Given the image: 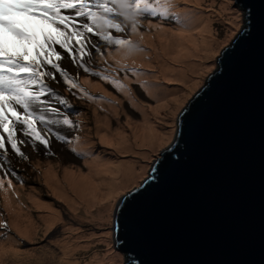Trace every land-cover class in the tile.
Returning a JSON list of instances; mask_svg holds the SVG:
<instances>
[{
  "label": "rangeland",
  "instance_id": "1",
  "mask_svg": "<svg viewBox=\"0 0 264 264\" xmlns=\"http://www.w3.org/2000/svg\"><path fill=\"white\" fill-rule=\"evenodd\" d=\"M166 6L168 18H118L125 30L109 31L131 41V50L89 34L99 47L86 49L91 54L83 63L90 72L63 64L76 88L63 78L49 81L71 107L50 96V106L62 115H46L67 116L73 126L48 125V148L25 143L20 148L27 160L10 151L8 162L0 160V224L7 225L0 228V245L35 252L33 262L7 252L0 264H83L94 252L109 264L124 263L112 234L116 203L173 142L179 113L244 22L234 0H168ZM57 132L65 140L56 139ZM23 215L33 229L18 228L27 226ZM62 243L73 249L65 254Z\"/></svg>",
  "mask_w": 264,
  "mask_h": 264
},
{
  "label": "water",
  "instance_id": "2",
  "mask_svg": "<svg viewBox=\"0 0 264 264\" xmlns=\"http://www.w3.org/2000/svg\"><path fill=\"white\" fill-rule=\"evenodd\" d=\"M234 3L242 28L116 203L123 264H264V0Z\"/></svg>",
  "mask_w": 264,
  "mask_h": 264
},
{
  "label": "snow or ice",
  "instance_id": "3",
  "mask_svg": "<svg viewBox=\"0 0 264 264\" xmlns=\"http://www.w3.org/2000/svg\"><path fill=\"white\" fill-rule=\"evenodd\" d=\"M167 3L168 0H0V160L8 162L9 151L27 160L20 148L25 143L48 148V125L73 126L67 116L60 120L46 115H62L58 108L50 106V96L71 107L49 81L63 78L70 88L77 87L63 66L65 59L85 73L90 72L83 63L91 54L86 49L99 51V47L89 34L106 45L131 50V41L109 31L125 30L118 18H168ZM132 27L135 30V20ZM110 82L123 87L119 82ZM53 135L65 140L58 132ZM6 227V223L0 224V228Z\"/></svg>",
  "mask_w": 264,
  "mask_h": 264
},
{
  "label": "bare ground",
  "instance_id": "4",
  "mask_svg": "<svg viewBox=\"0 0 264 264\" xmlns=\"http://www.w3.org/2000/svg\"><path fill=\"white\" fill-rule=\"evenodd\" d=\"M63 64H66L68 65L70 62L69 60L65 59L63 62ZM52 138V137H50ZM22 139H27L26 137H23ZM153 163V162H152ZM50 216V220H48L49 222L48 223H51L53 222V218ZM24 217V218H23ZM22 219H23V223H27V226L26 227H22V226H18V228H20L21 230H24L26 231V229L28 228H32L34 227V224L33 222L26 216H22ZM29 219V220H28ZM21 222V223H22ZM23 225V224H22ZM62 248H64V253L67 254L68 253V250L69 249H73L72 248V245L68 244V243H62L60 245ZM7 252L11 253V254H14L16 256V258H19V260L21 259H26L28 260V262H33L34 260L32 259L34 257V250H28L27 252H19L18 250H15L14 249V246L12 244H3V245H0V255H4L6 254ZM67 252V253H66ZM27 257H31V260L28 259ZM105 256H98L96 252H94L93 256H92V259L87 261V262H84L83 264H109V261H105ZM62 264H68L64 261H62ZM69 264H81L80 262H73L72 260H69Z\"/></svg>",
  "mask_w": 264,
  "mask_h": 264
}]
</instances>
